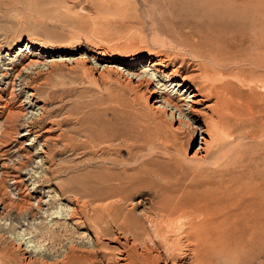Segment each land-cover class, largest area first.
Returning a JSON list of instances; mask_svg holds the SVG:
<instances>
[{"label":"rangeland","instance_id":"374dc122","mask_svg":"<svg viewBox=\"0 0 264 264\" xmlns=\"http://www.w3.org/2000/svg\"><path fill=\"white\" fill-rule=\"evenodd\" d=\"M211 1L0 0V64L4 60L18 61L21 50L34 40L41 47L69 51V58L89 60L103 51L114 58H130L173 56L181 49L206 55L215 48L244 59L249 50L256 48L262 59L260 65L264 66V16L245 24L227 23L200 30L192 12L211 6ZM235 1L241 5L255 0ZM259 1L264 13V0ZM20 40L24 47L18 46ZM7 54L10 56L5 59ZM84 69L82 63L72 71L59 65L49 84L38 90L42 102L52 108L50 115L66 117L64 125L75 129L63 138L66 146L62 151L51 149L47 165L40 159L41 167L35 175L28 182L16 184L17 168L29 163L31 154L21 150L17 141H9L0 149V163L8 167L5 174L0 169V179H5L7 186L6 196L0 194V199L13 203L16 219L0 225V264H21L23 251H28L32 260L47 264H98L110 256L109 243L97 239L98 230L104 228V212H89L81 204L112 199L129 204L137 197L153 200L163 193L160 191H166L157 176L164 177L167 171L171 175L174 168L169 167V162L178 160L185 165V155L198 147L200 137L198 143L183 147L186 140L174 139L168 133L162 136L165 144H160L143 93L133 101V95L114 82L91 84ZM242 75L249 78L248 72ZM258 84L264 85V78ZM253 120L246 122L251 137L245 149H240L227 167L234 168L237 174L264 179V92L257 94ZM4 123L0 119V133ZM225 174L210 169L201 175L213 181ZM40 198L48 206L39 213ZM34 217V225L23 229L17 226L27 225L26 220ZM70 241H75L74 246L80 250L70 252ZM246 256L242 253L233 264H248ZM220 258L219 254L215 263L222 264Z\"/></svg>","mask_w":264,"mask_h":264},{"label":"bare ground","instance_id":"6f19581e","mask_svg":"<svg viewBox=\"0 0 264 264\" xmlns=\"http://www.w3.org/2000/svg\"><path fill=\"white\" fill-rule=\"evenodd\" d=\"M210 3L211 6L192 12L199 20L195 23L200 30L212 25L245 24L264 16L259 0L241 5L235 0ZM35 42L29 40L18 61L4 60L0 64V119L5 122L0 149L9 141H17L21 150L31 154L30 162L17 168L16 184L28 182L41 167L42 159L46 164L49 151H62L66 146L62 144L63 138L75 131L64 125L66 117L50 115L51 106L42 102L38 92L49 84L59 65L72 71L77 64H85L83 74L91 84L114 82L128 90L133 101L143 93L160 144H165L162 136L166 133L186 140L183 147L198 143L200 137L194 152L183 158L185 165L178 160L169 162L174 172L157 176L166 191L163 188L155 199L137 197L129 204L122 199L81 204L89 212H104V228L98 230L97 239L109 243L110 256L98 264H217L219 254L222 264H233L244 252L248 264H264V179L237 174L234 168L227 167L251 137L246 122L255 118L257 94L264 92V85L258 84L264 78V66L260 65L262 59L256 48L249 50L244 59L215 48L206 55L181 49L173 56L130 58H114L103 51L89 60L69 58V51L41 47ZM18 46L24 47L22 40ZM243 72H248V79ZM7 168L0 163L4 174ZM210 169L226 174L213 181L203 178L201 174ZM6 190L2 178L1 196H6ZM39 200L40 213L48 203ZM11 203L7 198L0 199L1 226L16 220ZM36 220L34 217L26 220L27 225L17 226L23 229ZM74 243L70 241L67 246L70 252L80 250ZM20 262L47 264L44 260H32L28 251H23Z\"/></svg>","mask_w":264,"mask_h":264}]
</instances>
